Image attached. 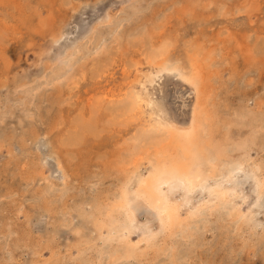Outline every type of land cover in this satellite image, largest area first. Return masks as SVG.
Here are the masks:
<instances>
[{"label":"rangeland","instance_id":"rangeland-1","mask_svg":"<svg viewBox=\"0 0 264 264\" xmlns=\"http://www.w3.org/2000/svg\"><path fill=\"white\" fill-rule=\"evenodd\" d=\"M79 1L0 0V103L9 107L16 96L41 92L30 104L3 109L7 115L0 121V264L32 260L34 264L76 263L77 244L66 243L71 235L65 230L58 237L53 230L68 227L61 221L69 206L92 201L96 194L115 187V167L110 164L127 154V145L122 143L133 127L120 124L121 119L113 120L105 95L125 89L130 78L122 70L142 58L140 53L149 42L158 45L166 40L171 44L170 56H181L187 62L186 50L194 52L196 45L208 50L217 46L216 40L222 41L227 49L226 69L223 78L211 81L214 88L210 92L217 99L213 109L219 121L213 123L216 129L241 108L242 97L247 100L257 95L264 102V0H88L86 6ZM107 11L116 14L103 23ZM58 27L64 35L53 44L51 30ZM224 31L230 36L219 35ZM258 47L259 53L250 52ZM215 57L220 61V55ZM231 71L236 78H228ZM153 87L154 96L159 102L164 98L172 115L188 118L193 101L189 86L162 78ZM26 111L34 116L28 119ZM78 118L87 120L85 129L79 127ZM79 131L81 137L76 135ZM23 133L29 140L17 150L15 145ZM35 137L48 140L59 151L69 175L62 198L57 190L64 186L58 181L54 180V195L43 186L42 172L47 169L41 166ZM76 137L77 143L73 142ZM39 216L46 228L38 231L35 222ZM223 225V229L197 235L196 244L182 251L189 262L181 259L179 264H264V239L254 249L253 242L246 246L249 239L240 237L242 230L232 228V223ZM53 253L58 256L49 259ZM88 258L84 264L111 263L97 260L94 251ZM156 263L171 264L164 254Z\"/></svg>","mask_w":264,"mask_h":264},{"label":"bare ground","instance_id":"bare-ground-1","mask_svg":"<svg viewBox=\"0 0 264 264\" xmlns=\"http://www.w3.org/2000/svg\"><path fill=\"white\" fill-rule=\"evenodd\" d=\"M79 3L86 6L89 1L80 0ZM115 14L108 12L103 23H109ZM96 28L92 27L93 32ZM51 32L53 44H57L64 32L59 27ZM227 33L224 31L219 35ZM215 42L217 46L222 45L220 40ZM149 45L140 53L141 59L132 61L128 70H122L130 78L125 89L105 95V104H108L113 120L121 119L120 124L133 127L122 143L127 145V154L116 157L117 160L110 164L115 167V187L102 195L96 194L92 201H80L69 206L61 221L68 227L53 230L58 237H61L60 231L67 230L65 234H70L72 238L66 243L77 244V253L73 255L75 264L89 262L88 257H92L93 251L97 253V260H107L110 264H140L146 261L148 264H159L156 259L162 254L171 264H179L181 259L187 262V253L182 251L196 244L197 235L211 229H223L225 222L232 223V228L238 229V232L242 230L240 237L249 239L246 246L250 247V242H253L255 249L258 241L264 239L263 100L257 95L247 100L242 97L243 105L234 111V118L223 122L218 130L213 126L214 121H219L213 114L217 99L210 97L214 88L211 81L223 78L227 49L222 45L205 50L195 44L194 52L186 50L187 62H184L181 56H170L173 55L171 44L166 40L158 45L149 42ZM259 49L254 48L250 52L253 54L257 50L259 53ZM104 51L106 49L99 53ZM219 55L220 61L215 57ZM216 63L220 66L214 67ZM231 73L228 78H236L235 71ZM73 76L69 78L73 79ZM162 78L178 80L190 87L193 101L186 120L172 115L164 106V98L160 97L159 102L154 96L153 86ZM40 94L39 91V94L28 93L26 98L16 96L9 107L0 103V121L3 122L7 115V110L3 109L10 110L14 104H30L34 96ZM25 115L31 119L34 113L26 111ZM91 115L93 113L90 118ZM90 118L87 117V120ZM85 120L77 119L80 128H83ZM91 128L88 127V130ZM80 132H76L77 137L82 136ZM25 135L19 136V144L15 145L17 150H22L24 142L29 140ZM77 137L73 142L77 143ZM33 143L41 154V166L47 169L42 172L41 178L45 190L50 195L56 194V180L64 186L57 190L62 198L67 191L69 175L59 158V151L46 139L43 142L35 137ZM12 151L15 152L14 149ZM35 224L38 231L46 228V222L40 216ZM55 255L58 256L53 253L49 259ZM28 264H34L33 260Z\"/></svg>","mask_w":264,"mask_h":264}]
</instances>
